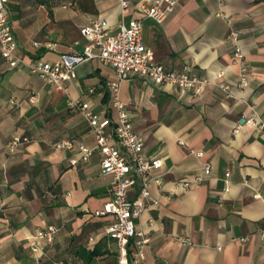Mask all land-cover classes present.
Instances as JSON below:
<instances>
[{
	"label": "crops",
	"instance_id": "1",
	"mask_svg": "<svg viewBox=\"0 0 264 264\" xmlns=\"http://www.w3.org/2000/svg\"><path fill=\"white\" fill-rule=\"evenodd\" d=\"M6 7L27 61L81 50V29L94 18L105 19L109 33L121 21L119 0H10ZM233 29L251 75L246 87L237 83ZM143 40L166 68L208 83L189 94L138 75L121 82L144 152L162 159L152 170L162 179L151 185L158 203L140 218L150 238L142 264H264V130L242 118L256 112L264 120V0H180L163 22L144 19ZM115 80L111 65L92 59L62 90L0 54V264H36L30 237L48 224L59 230L41 264L49 257L118 264L116 243L104 233L113 218L94 215L111 199V176L101 172L98 151L82 159L80 144L93 148L96 138L68 105L89 100L117 117ZM14 134L30 141L10 151ZM65 140L72 145H60Z\"/></svg>",
	"mask_w": 264,
	"mask_h": 264
},
{
	"label": "built area",
	"instance_id": "2",
	"mask_svg": "<svg viewBox=\"0 0 264 264\" xmlns=\"http://www.w3.org/2000/svg\"><path fill=\"white\" fill-rule=\"evenodd\" d=\"M9 1L0 0V54L10 66L25 65L29 71L62 90H67L66 83L76 78L77 66L83 62L99 59L114 68L116 80L112 86V104L117 109V117L95 111L89 100L70 98L68 105L83 113L96 138L93 148L80 144L82 159L87 160L94 150L98 151L101 154V172L111 176V199L95 210L94 215H111L113 218L104 233L116 243L118 264H142L150 238L140 228V218L158 203L151 194V185L154 182L162 183V179L153 175L152 170L162 165V159L149 157L144 152V142L134 128L132 114L120 97V85L122 80L138 75L156 85L171 82L189 94L203 91L208 83L206 77L166 68L155 59L153 49L143 40L144 19L163 22L180 0H119L121 21L117 32L109 33L107 21L94 18L81 29L86 39L83 48L63 53L60 61L44 58L27 61L23 58L6 7ZM229 36L234 42L233 54L239 64L237 83L240 87H246L251 75L243 58L239 33L233 29ZM34 44L38 45L37 42ZM242 118L245 123L264 130V120L256 112ZM29 141L26 135L14 134L8 140L7 147L15 151ZM60 145L71 146L72 142L65 140ZM75 162L73 159L72 163ZM209 172L210 166L207 165L204 173ZM187 183L185 181L184 185ZM134 186L138 187L136 198L130 195V189ZM229 189V180L226 179L224 191ZM58 230L59 226L48 224L30 237V249L36 264H41V259L47 255L45 247L53 241ZM48 264L66 263L62 259L49 257Z\"/></svg>",
	"mask_w": 264,
	"mask_h": 264
}]
</instances>
